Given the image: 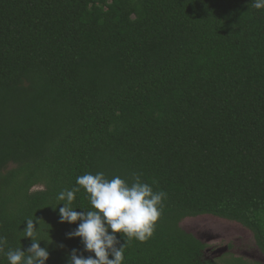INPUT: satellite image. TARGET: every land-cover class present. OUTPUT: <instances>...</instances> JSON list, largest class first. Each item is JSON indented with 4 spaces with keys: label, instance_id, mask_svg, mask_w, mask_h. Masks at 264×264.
I'll return each instance as SVG.
<instances>
[{
    "label": "trees",
    "instance_id": "1",
    "mask_svg": "<svg viewBox=\"0 0 264 264\" xmlns=\"http://www.w3.org/2000/svg\"><path fill=\"white\" fill-rule=\"evenodd\" d=\"M99 172L166 194L152 236L127 242L123 264H212L182 225L205 216L250 230L264 255V9L0 0L4 252L30 247L20 231L34 219L46 264H68L73 249L94 255L53 208L78 176ZM72 207L91 210L83 189Z\"/></svg>",
    "mask_w": 264,
    "mask_h": 264
},
{
    "label": "clouds",
    "instance_id": "2",
    "mask_svg": "<svg viewBox=\"0 0 264 264\" xmlns=\"http://www.w3.org/2000/svg\"><path fill=\"white\" fill-rule=\"evenodd\" d=\"M251 3L256 10L264 9V0H251ZM76 185L71 190L59 192L57 199L63 203L52 208L55 210L63 205L59 207L60 222L77 225L74 231L67 234L68 238H79L84 251L94 255L85 257L73 249L68 264H123L127 242H144L152 236L166 194L154 191L150 184L135 174L129 184L120 176L108 179L103 172L95 175L86 173L77 177ZM81 189L91 210L78 212L72 207L76 193ZM25 222L26 228L20 231V240L30 239V247L26 251L21 247H8L4 252L7 241L0 237V252H4L7 264H46L49 252L40 246L43 240L36 238L40 227L39 230L34 227V219ZM117 233L122 234L125 243H121ZM0 264L4 262L0 261Z\"/></svg>",
    "mask_w": 264,
    "mask_h": 264
},
{
    "label": "rangeland",
    "instance_id": "3",
    "mask_svg": "<svg viewBox=\"0 0 264 264\" xmlns=\"http://www.w3.org/2000/svg\"><path fill=\"white\" fill-rule=\"evenodd\" d=\"M38 189L42 187L35 188ZM182 225L207 243L206 258L212 264H233L234 259H242L248 264H264V255L252 232L238 223L205 216L187 219Z\"/></svg>",
    "mask_w": 264,
    "mask_h": 264
}]
</instances>
